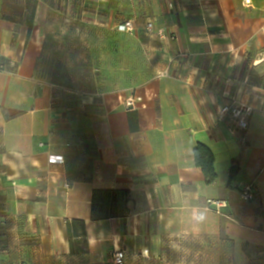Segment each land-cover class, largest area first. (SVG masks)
I'll use <instances>...</instances> for the list:
<instances>
[{"label": "crops", "instance_id": "0c3cea01", "mask_svg": "<svg viewBox=\"0 0 264 264\" xmlns=\"http://www.w3.org/2000/svg\"><path fill=\"white\" fill-rule=\"evenodd\" d=\"M37 1L43 17L0 0L9 262L112 264L117 249L126 264H264V0ZM129 21L133 32L117 29ZM67 38L90 72L84 89L46 78L49 40ZM237 101L252 114L233 135L220 112Z\"/></svg>", "mask_w": 264, "mask_h": 264}, {"label": "rangeland", "instance_id": "374dc122", "mask_svg": "<svg viewBox=\"0 0 264 264\" xmlns=\"http://www.w3.org/2000/svg\"><path fill=\"white\" fill-rule=\"evenodd\" d=\"M18 3L23 4L22 0H17ZM26 13L30 16H40L43 17L45 8H37L33 6L35 4H39L37 0H26ZM30 6L29 8L28 5ZM18 12V10H17ZM71 45L76 46V44H71L69 38L66 40H49V46L51 47L50 53L45 57V74L47 79L53 80L56 77V81L62 82L64 86L71 87L72 84L78 88H85L87 82L90 80V72L86 70L85 64L82 62V56H79L78 50L72 51ZM80 59L81 62L77 61ZM84 59V58H83ZM74 87V88H75ZM0 264H13V262H9L7 257L5 256V252L7 251L6 239L7 233L3 230H0ZM3 243V244H2ZM44 264H54L51 259L45 258ZM18 264H24L19 262ZM67 264H71L67 262Z\"/></svg>", "mask_w": 264, "mask_h": 264}, {"label": "built area", "instance_id": "2783aa9c", "mask_svg": "<svg viewBox=\"0 0 264 264\" xmlns=\"http://www.w3.org/2000/svg\"><path fill=\"white\" fill-rule=\"evenodd\" d=\"M245 4H250V0H245ZM133 24L129 21L123 23L117 27L119 31L122 32H133ZM153 25L150 23L147 26L149 31H152ZM162 33V32H161ZM142 101L141 97L132 95L128 97L125 101L126 108L131 110H137V104ZM252 114V108L243 102H234L230 105L222 107L220 112V118H228L232 122L231 133L234 135L237 131H247L250 124V116ZM52 163L63 162V159L51 158ZM241 197L245 201H251L255 198V190L253 186H248L241 192ZM207 210L215 211L216 213H221L223 209L228 207V202L222 199H208L206 202ZM144 256H149V250L143 252ZM112 264H126V254L122 250H117L114 252L111 258Z\"/></svg>", "mask_w": 264, "mask_h": 264}, {"label": "trees", "instance_id": "16d2710c", "mask_svg": "<svg viewBox=\"0 0 264 264\" xmlns=\"http://www.w3.org/2000/svg\"><path fill=\"white\" fill-rule=\"evenodd\" d=\"M129 119L132 123L135 113H130ZM194 159L197 167L201 168L208 184L213 183L217 175L214 169V156L209 147L199 144L194 150ZM1 237V236H0ZM2 238V237H1ZM1 244V243H0ZM3 244V243H2Z\"/></svg>", "mask_w": 264, "mask_h": 264}]
</instances>
